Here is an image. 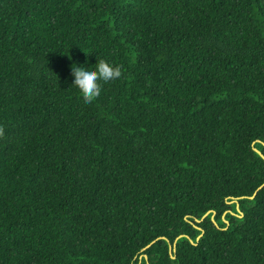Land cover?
<instances>
[{"label": "trees", "instance_id": "obj_1", "mask_svg": "<svg viewBox=\"0 0 264 264\" xmlns=\"http://www.w3.org/2000/svg\"><path fill=\"white\" fill-rule=\"evenodd\" d=\"M0 264H264V0H0Z\"/></svg>", "mask_w": 264, "mask_h": 264}, {"label": "clouds", "instance_id": "obj_2", "mask_svg": "<svg viewBox=\"0 0 264 264\" xmlns=\"http://www.w3.org/2000/svg\"><path fill=\"white\" fill-rule=\"evenodd\" d=\"M85 65L86 62L71 65V85L75 86L85 102H91L100 95L101 82L114 81L121 76L120 67L104 59L96 60L91 66Z\"/></svg>", "mask_w": 264, "mask_h": 264}, {"label": "water", "instance_id": "obj_3", "mask_svg": "<svg viewBox=\"0 0 264 264\" xmlns=\"http://www.w3.org/2000/svg\"><path fill=\"white\" fill-rule=\"evenodd\" d=\"M257 150V149H256ZM258 151V150H257ZM259 152V151H258ZM260 153V152H259ZM251 197H253V196H251Z\"/></svg>", "mask_w": 264, "mask_h": 264}]
</instances>
